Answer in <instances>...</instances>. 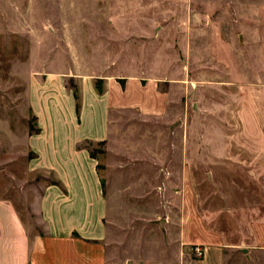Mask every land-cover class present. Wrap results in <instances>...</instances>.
<instances>
[{"label": "crops", "instance_id": "0c3cea01", "mask_svg": "<svg viewBox=\"0 0 264 264\" xmlns=\"http://www.w3.org/2000/svg\"><path fill=\"white\" fill-rule=\"evenodd\" d=\"M212 68V80L203 78L198 86H212L214 96L219 91L229 101L227 107L213 102V120L225 119L229 111L230 119L240 121L241 135L260 139L255 148L264 157V63ZM222 71L227 77L220 76ZM75 79L79 112L63 76L27 77L25 96L36 129L23 140L31 154L27 166L52 179L38 183L32 211L37 232L30 231L9 201L0 200V264H264V216L247 223L249 236L228 242L214 222H206L208 203L194 204L187 142L180 160L173 161L169 142L157 140V133L172 134L173 85L162 91L156 80L137 77ZM97 80L103 81L101 93ZM180 87L189 92L184 81ZM204 92L198 87L203 101ZM187 115L181 111L178 117L186 132ZM87 144L104 149L103 177ZM257 164L264 171V158ZM241 179L264 182L261 175ZM213 193V200L221 194ZM242 209L245 216L255 212L252 206ZM194 246L203 250L200 259Z\"/></svg>", "mask_w": 264, "mask_h": 264}, {"label": "rangeland", "instance_id": "374dc122", "mask_svg": "<svg viewBox=\"0 0 264 264\" xmlns=\"http://www.w3.org/2000/svg\"><path fill=\"white\" fill-rule=\"evenodd\" d=\"M245 62L264 63V0H0V200L12 204L32 233L38 231L32 214L38 183L48 184L52 176L27 166L31 154L23 140L36 131L25 96L27 77L60 74L77 95L75 76L151 79L162 91L173 85L172 134L166 138L162 131L157 140L169 142L173 161L187 142L195 206L208 203L206 222L238 243L249 236L247 223L264 216V182L241 179L264 176L257 166L264 157L255 148L260 139L241 135L240 121L227 110L225 119L214 121L213 102L227 107L229 101L197 82L212 80L213 65ZM96 85L102 90L103 81ZM198 87L205 90L204 101ZM181 111L188 113L187 132L180 129ZM86 147L103 177V147ZM214 191L221 194L213 200ZM245 206L255 212L245 216Z\"/></svg>", "mask_w": 264, "mask_h": 264}, {"label": "built area", "instance_id": "2783aa9c", "mask_svg": "<svg viewBox=\"0 0 264 264\" xmlns=\"http://www.w3.org/2000/svg\"><path fill=\"white\" fill-rule=\"evenodd\" d=\"M193 253H194L196 259H200L203 255V250L199 246H194L193 247Z\"/></svg>", "mask_w": 264, "mask_h": 264}, {"label": "trees", "instance_id": "16d2710c", "mask_svg": "<svg viewBox=\"0 0 264 264\" xmlns=\"http://www.w3.org/2000/svg\"><path fill=\"white\" fill-rule=\"evenodd\" d=\"M96 89L99 93L102 92V90L98 87V85H96ZM73 96H74V99L76 100V111L79 112V107H80L79 97L76 93H74Z\"/></svg>", "mask_w": 264, "mask_h": 264}]
</instances>
